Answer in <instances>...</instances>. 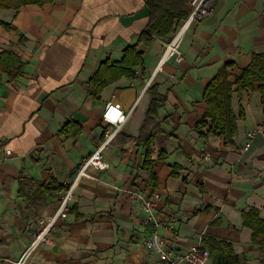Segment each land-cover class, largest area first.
<instances>
[{
	"label": "crops",
	"instance_id": "1",
	"mask_svg": "<svg viewBox=\"0 0 264 264\" xmlns=\"http://www.w3.org/2000/svg\"><path fill=\"white\" fill-rule=\"evenodd\" d=\"M0 20L13 26L0 25V51L14 50L24 62L15 80L3 75L0 81V264L18 259L56 213L65 193L60 186L75 182L82 161L104 138L109 102L120 104L129 118L104 151L107 167L91 168L93 177L76 181L67 217L57 220L51 242L41 244L31 262L170 264L147 248L148 213L120 186L156 199L164 246L185 251L202 234L231 242L248 264H262L242 218L251 207L264 218L259 84L241 97L233 94L235 112L242 107L245 116L231 141L204 139L196 125L207 111L205 90L219 71L233 62L228 70L232 78L239 76L254 54L264 52V0H215L213 13L181 35L180 60L166 49L185 20H176L172 33L149 46L139 43L150 20L146 0H52L0 8ZM133 45L144 53L143 63L133 68L135 77H122L93 97L88 82L97 69L121 61ZM155 86L166 98L158 110L162 131L152 144L156 189L144 166L140 134ZM70 121L82 128L77 137L61 133Z\"/></svg>",
	"mask_w": 264,
	"mask_h": 264
},
{
	"label": "trees",
	"instance_id": "2",
	"mask_svg": "<svg viewBox=\"0 0 264 264\" xmlns=\"http://www.w3.org/2000/svg\"><path fill=\"white\" fill-rule=\"evenodd\" d=\"M52 0H0L1 9L19 10L23 6H42ZM146 5L150 11V20L147 27L139 36V43L149 46L156 37H166L174 31L176 20L181 22L189 16L192 11L191 0H146ZM0 25L7 30L13 26L3 20ZM144 61V53L138 50L137 45L128 46L125 49L124 57L119 62L106 61L101 64L95 74L88 82L89 91L95 98H99L103 89L116 82L122 77H135L133 68ZM234 65L227 63L219 73L209 82L205 90V101L207 111L196 125L199 134L204 139L211 135L224 136L226 141H231L238 134V121L245 116V111L241 107L239 114L233 108V94L239 97L246 89H254L255 84H259V91L264 95V52L254 54L251 62L242 69L239 76H233L228 68ZM24 62L19 54L14 50L5 49L0 51V81L3 75H7L10 80H15L23 72ZM152 99L149 104L146 118L140 129L141 138L146 147L145 169L150 173L151 185L154 189L158 187V175L153 171L154 159L152 158V144L155 135L162 131L158 116L159 107L165 103V96L156 92V86L150 89ZM210 120V124L207 120ZM208 128L207 132L205 129ZM82 131L81 126L70 121L61 133H69L77 137ZM164 157V153H160ZM178 165L173 174L177 175ZM53 182H50V184ZM61 190H66L65 186H60ZM243 224L252 230V241L258 245L263 255L264 264V218L260 216L257 207H251L242 213ZM203 246L210 251L212 264H248L243 261L235 251L231 242L224 239L208 237L203 239Z\"/></svg>",
	"mask_w": 264,
	"mask_h": 264
},
{
	"label": "built area",
	"instance_id": "3",
	"mask_svg": "<svg viewBox=\"0 0 264 264\" xmlns=\"http://www.w3.org/2000/svg\"><path fill=\"white\" fill-rule=\"evenodd\" d=\"M192 11L185 19L180 29L176 32L173 38L167 44L166 53L167 56L178 54V59H182V54L178 49V44L181 35L188 29V27L195 21H200L209 16L214 11L215 0H191ZM129 118V113L125 112L120 104L109 102L106 105L103 119L106 123L104 132V138L98 145L96 150L87 158H85L78 170L75 182L72 183L62 195L60 205L56 213L50 217L46 222H43L41 228L34 233L33 240L24 250L22 255L16 259L11 260L12 264H33L31 257L34 251L43 243L51 242L52 230L59 218H65L70 210V201L73 198L76 181L80 177H93L90 173L91 168L98 170L106 169V161L104 157V151L115 140L118 133L121 131L125 123ZM258 130L249 133V141L246 143L245 150L251 146V141L257 134ZM117 189L122 191H129L132 197H137L142 207L147 211L148 216L144 223L151 226L152 236L147 240V248L155 251L159 258L170 264H208L211 255L210 251L203 246L204 236L199 234L198 242L192 245L185 251L177 252L173 247H166L162 244L159 237L158 227L160 225L161 217L157 214V201L155 198L141 192L131 191L126 188L117 186ZM172 218H175L172 216Z\"/></svg>",
	"mask_w": 264,
	"mask_h": 264
}]
</instances>
